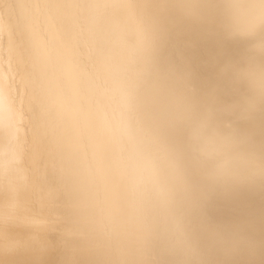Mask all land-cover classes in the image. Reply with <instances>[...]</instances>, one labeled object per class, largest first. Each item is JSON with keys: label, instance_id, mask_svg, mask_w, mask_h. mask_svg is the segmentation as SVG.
<instances>
[{"label": "bare ground", "instance_id": "obj_1", "mask_svg": "<svg viewBox=\"0 0 264 264\" xmlns=\"http://www.w3.org/2000/svg\"><path fill=\"white\" fill-rule=\"evenodd\" d=\"M0 264H264V0H0Z\"/></svg>", "mask_w": 264, "mask_h": 264}]
</instances>
